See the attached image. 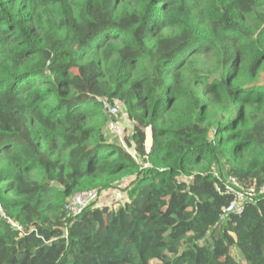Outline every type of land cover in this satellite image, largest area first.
<instances>
[{"label":"trees","instance_id":"1","mask_svg":"<svg viewBox=\"0 0 264 264\" xmlns=\"http://www.w3.org/2000/svg\"><path fill=\"white\" fill-rule=\"evenodd\" d=\"M0 210V264H264V0H0Z\"/></svg>","mask_w":264,"mask_h":264},{"label":"built area","instance_id":"2","mask_svg":"<svg viewBox=\"0 0 264 264\" xmlns=\"http://www.w3.org/2000/svg\"><path fill=\"white\" fill-rule=\"evenodd\" d=\"M104 111L108 115L114 118L119 109L117 100L111 102H104ZM109 130H114L116 128L115 121H111L108 126ZM219 184L216 185V190L222 192L226 195H233V201L224 210V213H232L239 216L242 213L243 205L246 202H253L255 196V189L253 187L247 190L233 177H230L227 181L220 180L218 178ZM262 193V192H261ZM98 194L95 192H87L76 195L71 199L69 204L66 206L67 213L72 217H77L83 213V211L96 201ZM1 211V210H0Z\"/></svg>","mask_w":264,"mask_h":264},{"label":"rangeland","instance_id":"3","mask_svg":"<svg viewBox=\"0 0 264 264\" xmlns=\"http://www.w3.org/2000/svg\"><path fill=\"white\" fill-rule=\"evenodd\" d=\"M119 109L117 114L114 116L116 128L114 130L108 131L109 138L120 145L123 149L132 154V149L126 147L127 140L131 138V131L134 128L135 124L128 119V114L125 105L122 102L117 101ZM126 142V143H125ZM151 144L150 141V132H147V139L145 145L149 147ZM126 181L125 183L118 186L116 189L110 191H104L98 194V197L95 202H93L95 207L100 206H111L112 204L120 203L125 199V190H126ZM151 264H158L157 261H152ZM244 264V263H241Z\"/></svg>","mask_w":264,"mask_h":264}]
</instances>
